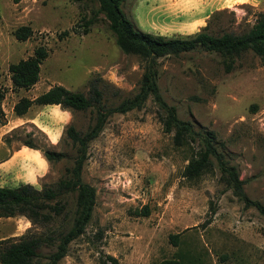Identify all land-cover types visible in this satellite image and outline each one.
Here are the masks:
<instances>
[{
	"label": "rangeland",
	"instance_id": "1",
	"mask_svg": "<svg viewBox=\"0 0 264 264\" xmlns=\"http://www.w3.org/2000/svg\"><path fill=\"white\" fill-rule=\"evenodd\" d=\"M170 2L124 0L121 9L143 32L180 36L183 29L178 23L186 8L170 9ZM97 7L96 0H0V89L10 90L8 65L41 45L46 57L39 65L37 94L54 84L86 94L96 78L105 82L103 91L110 103L134 94L143 63L115 45ZM219 10L188 34L206 22L212 33L246 30L264 4L263 9L240 3ZM86 21L90 24L85 26ZM19 25L32 31L23 41L12 34ZM156 82L180 119L214 132L218 150L236 167L246 197L264 205V65L258 58L246 52L225 72L216 54L193 50L165 56L158 59ZM13 91L2 100L5 110L15 97L27 95L24 89ZM61 111L55 107L37 113L43 127L58 122L60 134L53 143L34 129L17 127L0 134V186L23 180L30 160L26 151L3 162L25 140L67 155L47 164L34 187L52 184L69 167L74 149L64 137L65 127L72 124L83 131L91 119L87 112L66 111L60 126ZM3 120L4 116L0 123ZM185 163L184 152L162 132L149 98L140 109L110 115L88 144L81 171L82 180L95 189L91 219L56 264H97L103 254L115 256L121 264H157L164 258L180 264H264V217L227 189L216 169L193 184L182 179ZM143 206L147 215H137ZM28 227L23 216L1 217L0 239L19 236ZM30 229L43 231L38 225ZM176 233L173 246L168 235ZM48 252L42 249V254Z\"/></svg>",
	"mask_w": 264,
	"mask_h": 264
},
{
	"label": "trees",
	"instance_id": "2",
	"mask_svg": "<svg viewBox=\"0 0 264 264\" xmlns=\"http://www.w3.org/2000/svg\"><path fill=\"white\" fill-rule=\"evenodd\" d=\"M11 1L17 3L19 0ZM96 1L97 10L106 18L115 45L124 54L136 55L143 63L138 88L131 96L110 103L103 91L105 82L96 78L89 82L86 94L54 84L32 99L20 97L13 104L12 113L15 116L23 115L31 104H53L71 113L87 112L91 122L83 131L77 130L72 124L65 127L64 137L74 149V154L69 167L55 182L40 188L29 183L0 186V218L18 215L30 223L23 234L0 239V264H56L66 254L69 242L84 232L95 203L94 187L81 178L88 144L98 136L110 115L140 109L148 98L156 108L162 132L170 134L172 146L185 154L186 163L181 169V178L193 184L203 174L216 169L225 187L264 217V205L246 197L236 167L218 150L214 132L195 129L190 121L180 119L176 108L162 98L156 82L159 58L178 56L193 50L219 56L225 72L230 71L235 61L246 52L252 53L264 65V10L258 11L253 23L240 32L230 30L212 33L208 31L206 22L201 30L192 34L168 37L139 30L122 11L121 3L124 0ZM220 11L216 10L213 15ZM87 24L90 21L84 22L85 26ZM31 32L28 25H19L12 34L15 39L23 41ZM45 57L46 50L39 45L28 57L10 63L8 73L12 89L26 90L31 87L38 79L39 65ZM3 97L4 90L0 89V120L4 116L1 108ZM22 145L37 149L48 165L67 157L62 151L39 148L31 140H25ZM135 213L147 215L146 206ZM37 225L43 231L30 229ZM177 238L178 233L168 235V241L173 246L177 245ZM43 248L49 249V252L42 254ZM97 264L121 263L115 256L103 254ZM157 264L180 262L175 258H164Z\"/></svg>",
	"mask_w": 264,
	"mask_h": 264
},
{
	"label": "crops",
	"instance_id": "3",
	"mask_svg": "<svg viewBox=\"0 0 264 264\" xmlns=\"http://www.w3.org/2000/svg\"><path fill=\"white\" fill-rule=\"evenodd\" d=\"M171 2L168 4L169 8L175 9L176 7H179L180 5L182 7H185L186 10L183 13L182 20L180 21L179 27L183 29V32H181V35L185 33H191L192 28H197L202 23H204L205 18L212 13L215 10L224 9V8H234L235 5L240 3H246L253 7H259L263 9L264 0H170ZM154 34H160L164 35L162 33H156ZM165 36V35H164ZM38 81V80H37ZM37 81L28 89L27 95L22 96L26 97L28 99L34 98L37 94ZM50 87V86H48ZM48 87L45 89L47 90ZM44 90V91H45ZM13 91L12 87L10 86V90ZM8 91V92H9ZM42 91V92H44ZM4 91V98L7 97L8 92ZM20 97H15L13 101L11 102L9 109L5 110L3 101L1 102V108L4 112V118L0 123V134H7L8 132L12 131L13 129L17 127H22L25 129L26 132H29L30 129L39 130L40 132L46 134L49 141L53 143L57 139V134H60V131L58 130V122H50L46 127H43L38 124V116L37 113L41 112V110H46L47 108H52L53 110L55 107H58V105H43L38 106L35 104H31L26 112L21 116H15L12 112V106L13 104L19 99ZM66 110H62L60 112V121L61 125L65 123L66 121ZM22 151H26L28 158L30 159L27 163V171L23 175V180H21L19 183L11 186H16L20 183H29L32 184L36 182L37 177L44 174V172L47 169V163L44 160V158L41 156L39 151L37 149L28 148L26 146H21L17 151H13L8 158L7 161L3 162L4 164L8 161H11L14 157H16L17 153H21Z\"/></svg>",
	"mask_w": 264,
	"mask_h": 264
}]
</instances>
